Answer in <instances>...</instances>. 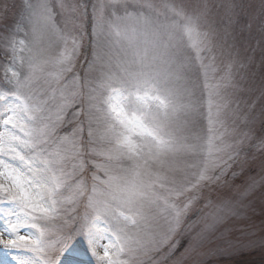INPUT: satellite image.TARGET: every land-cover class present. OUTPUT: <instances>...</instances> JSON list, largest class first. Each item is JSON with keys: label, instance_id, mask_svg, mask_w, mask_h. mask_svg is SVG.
Segmentation results:
<instances>
[{"label": "snow or ice", "instance_id": "snow-or-ice-1", "mask_svg": "<svg viewBox=\"0 0 264 264\" xmlns=\"http://www.w3.org/2000/svg\"><path fill=\"white\" fill-rule=\"evenodd\" d=\"M237 7L0 0V264H203L218 226L249 218L264 189V0L248 13L255 47L233 34ZM226 112L242 139L220 131ZM249 227L245 246L264 247Z\"/></svg>", "mask_w": 264, "mask_h": 264}, {"label": "rangeland", "instance_id": "rangeland-1", "mask_svg": "<svg viewBox=\"0 0 264 264\" xmlns=\"http://www.w3.org/2000/svg\"><path fill=\"white\" fill-rule=\"evenodd\" d=\"M68 3L79 2V0H66ZM94 2V0H93ZM129 4L133 3V0H128ZM144 2V0H141ZM149 2L161 3L163 0H149ZM211 4L219 5L226 3H235L239 7H237L234 11L236 13L235 24L233 25V34L238 36L239 42L241 44H248L251 46H256L257 41L259 39V33L257 25L253 24L251 29L247 27L249 23V12H258L260 7V0H209ZM16 3H21V0H16ZM219 15H223L222 9H215ZM122 14V13H120ZM219 19V16H217ZM90 27V21H89ZM194 56V53H192ZM81 64L83 61L81 60ZM257 74L259 73V55L257 53V64L255 68ZM76 72L78 74L83 73V69L77 65ZM213 77L211 82H215L216 79L222 75V71L217 69L215 73L210 74ZM68 79H71V74L68 75ZM203 83V76L201 75V84ZM225 94L231 92V89H225ZM257 122L255 124V132L259 135L260 132V122H259V106L257 107ZM235 121V122H234ZM206 124V121L204 122ZM225 128L228 133H232V130L235 129V133L232 135H228L226 139H242L243 137L240 135L242 132L248 131V128L245 124L236 120L233 116L226 112L225 114V127L221 128L220 131L224 132ZM67 130L62 129L61 131ZM258 143V141H254ZM247 152L251 155L253 152H256L257 159L259 160L261 157L259 156V151L251 146L249 143H244L241 146V155ZM78 163V161L70 160L68 163V168L71 170L72 165ZM258 171V164L255 167L249 168L245 176L251 172L255 173ZM89 181L91 173H87ZM244 179V176H241L237 179L236 183L241 184ZM250 207L247 209L249 218H229L225 220L222 224L218 226L217 231L210 236L209 240L206 242L205 246L200 250L201 255L193 257V260L203 261V264H264V247L259 246L250 248L246 247L248 243V233L252 231L249 225H254L256 236L255 239L257 242L259 241V237L264 234L261 232V228L264 225L261 224V221L264 220V211H262V204H264V189H257L253 192L249 197L248 201ZM175 240L179 241L178 247L176 249L175 255L178 256L180 253L184 251L187 247L188 240L187 237L177 235ZM232 245L234 248H230ZM83 248V245L79 246ZM228 249V250H226ZM159 254H157V257ZM81 260H87L86 256H79ZM4 259L3 251H0V260ZM170 264V261H169ZM187 264H193L192 260H189Z\"/></svg>", "mask_w": 264, "mask_h": 264}]
</instances>
